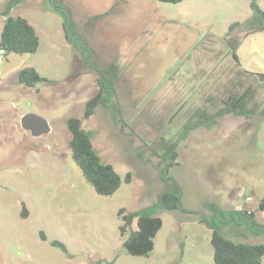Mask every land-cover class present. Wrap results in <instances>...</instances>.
<instances>
[{"label": "rangeland", "instance_id": "1", "mask_svg": "<svg viewBox=\"0 0 264 264\" xmlns=\"http://www.w3.org/2000/svg\"><path fill=\"white\" fill-rule=\"evenodd\" d=\"M60 1L74 42L52 0H24L11 11L36 28L40 45L0 61V264H216L212 230L200 221L211 216L210 203L254 210L264 197V79L238 73L264 72V30L233 33L240 65L227 42L232 23L255 17L252 0ZM259 4L264 9V0ZM3 25L0 16V36ZM27 66L48 80L21 84L18 73ZM99 72L115 87L116 109L101 105L86 118ZM248 87L254 93L247 107L256 106L255 115L225 114L214 126L183 135L197 109L214 112L230 92ZM28 113L45 118L50 131L36 136L24 128ZM72 116L121 174L114 194H98L74 161ZM174 185L180 205L159 209L163 226L154 249L129 254L120 209L156 204ZM223 233L264 242L241 222L228 221Z\"/></svg>", "mask_w": 264, "mask_h": 264}, {"label": "trees", "instance_id": "2", "mask_svg": "<svg viewBox=\"0 0 264 264\" xmlns=\"http://www.w3.org/2000/svg\"><path fill=\"white\" fill-rule=\"evenodd\" d=\"M24 0H8L3 8H0V16L4 17V25L0 36V48L3 47L6 53H34L40 45V37L36 28L23 16H13L11 11ZM163 2L177 3L182 0H160ZM55 7L66 15L64 29L66 37L69 38L68 16L64 4L60 0H55ZM251 7L255 12V17L244 23L236 21L230 25L227 33V42L232 49L233 56L238 65L240 59L236 52L239 43L234 41L232 35L238 30L261 31L264 30V9L261 8L259 0H252ZM237 28H239L237 30ZM73 34L72 39H75ZM80 43L77 40L76 45ZM239 74H257L264 79V72L255 73L245 69H240ZM48 78L40 74L34 66L22 68L18 73V81L26 86H36L39 82L47 81ZM100 84L99 91L89 99L86 104L85 116L90 118L97 108L105 105L113 110L115 105V87L113 83L101 72L98 76ZM254 91L248 87L241 94L230 92L222 99L223 106L214 112L204 109H197L193 118L186 124L183 135L197 127L204 126L210 128L218 123L219 118L225 114L245 116L247 118L256 114V106L247 107ZM71 131L70 149L72 157L80 167L85 179L91 184L100 195H112L122 185L123 178L115 167L105 162L97 149L94 147L90 131L84 128L82 120L72 116L67 121ZM177 153L174 152L173 156ZM126 180L131 181V174H126ZM180 205V191L177 185L174 189L164 190L156 204L145 206L135 211L127 212L121 208L122 224L120 226L121 235L124 237L130 230L128 237L123 239V247L126 251L135 256H147L154 249V238L163 226V219L159 209L176 210ZM211 216H203L200 221L211 228L210 243L213 247V258L216 264H263L264 242L235 241L223 233L224 226L228 221L241 222L246 228L256 236L264 238V222L256 219L254 210L247 207L241 209H225L216 202L209 205ZM259 208L264 210V197L260 200ZM137 221L138 228L132 229L134 221ZM45 239V236H44ZM54 246L61 247L67 251V246L60 240H53Z\"/></svg>", "mask_w": 264, "mask_h": 264}, {"label": "water", "instance_id": "3", "mask_svg": "<svg viewBox=\"0 0 264 264\" xmlns=\"http://www.w3.org/2000/svg\"><path fill=\"white\" fill-rule=\"evenodd\" d=\"M52 2H53V5L55 6V3H54L55 0H52ZM67 26L69 28V38L72 40L73 30L70 28V17L68 18ZM99 75H100V72H99ZM21 124L24 128L32 130V133L36 136L50 131V128H51L48 121L45 118H43L42 116L38 114H34V113H28L24 115L21 120Z\"/></svg>", "mask_w": 264, "mask_h": 264}, {"label": "crops", "instance_id": "4", "mask_svg": "<svg viewBox=\"0 0 264 264\" xmlns=\"http://www.w3.org/2000/svg\"><path fill=\"white\" fill-rule=\"evenodd\" d=\"M249 202L254 203V202H257V201H256L255 199H252V198L249 197ZM258 202H259V201H258ZM256 204H257V203H256ZM237 207H238V208H244V207H247V206L237 205ZM247 208H248V209H251L250 207H247ZM253 209H254L255 212H257V211H258V212H259V211H264V210H261V209L259 208V206H258V207H254ZM263 219H264V217H262V219L259 220V221L264 222Z\"/></svg>", "mask_w": 264, "mask_h": 264}, {"label": "built area", "instance_id": "5", "mask_svg": "<svg viewBox=\"0 0 264 264\" xmlns=\"http://www.w3.org/2000/svg\"><path fill=\"white\" fill-rule=\"evenodd\" d=\"M6 54L5 48L1 47L0 48V61L3 60V56Z\"/></svg>", "mask_w": 264, "mask_h": 264}]
</instances>
